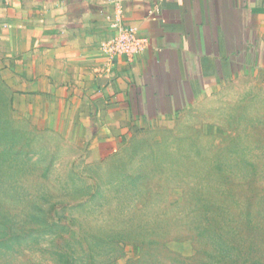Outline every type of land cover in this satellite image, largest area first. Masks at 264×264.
Listing matches in <instances>:
<instances>
[{
    "label": "rangeland",
    "instance_id": "rangeland-1",
    "mask_svg": "<svg viewBox=\"0 0 264 264\" xmlns=\"http://www.w3.org/2000/svg\"><path fill=\"white\" fill-rule=\"evenodd\" d=\"M91 161L0 77V264H264V64Z\"/></svg>",
    "mask_w": 264,
    "mask_h": 264
},
{
    "label": "crops",
    "instance_id": "crops-1",
    "mask_svg": "<svg viewBox=\"0 0 264 264\" xmlns=\"http://www.w3.org/2000/svg\"><path fill=\"white\" fill-rule=\"evenodd\" d=\"M116 22L147 41L131 61L104 50ZM258 64L264 0H0V77L13 107L86 143L91 161L142 121L183 110Z\"/></svg>",
    "mask_w": 264,
    "mask_h": 264
},
{
    "label": "built area",
    "instance_id": "built-area-1",
    "mask_svg": "<svg viewBox=\"0 0 264 264\" xmlns=\"http://www.w3.org/2000/svg\"><path fill=\"white\" fill-rule=\"evenodd\" d=\"M113 26L116 28V32L104 46L109 57L125 56L128 61H131L147 48V41L138 36L135 27L120 22L114 23Z\"/></svg>",
    "mask_w": 264,
    "mask_h": 264
},
{
    "label": "water",
    "instance_id": "water-1",
    "mask_svg": "<svg viewBox=\"0 0 264 264\" xmlns=\"http://www.w3.org/2000/svg\"><path fill=\"white\" fill-rule=\"evenodd\" d=\"M100 83V81H98Z\"/></svg>",
    "mask_w": 264,
    "mask_h": 264
}]
</instances>
